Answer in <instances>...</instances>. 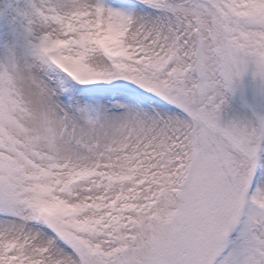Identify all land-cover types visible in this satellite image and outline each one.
Returning a JSON list of instances; mask_svg holds the SVG:
<instances>
[{
    "label": "snow or ice",
    "instance_id": "obj_1",
    "mask_svg": "<svg viewBox=\"0 0 264 264\" xmlns=\"http://www.w3.org/2000/svg\"><path fill=\"white\" fill-rule=\"evenodd\" d=\"M0 264H264V0H0Z\"/></svg>",
    "mask_w": 264,
    "mask_h": 264
}]
</instances>
